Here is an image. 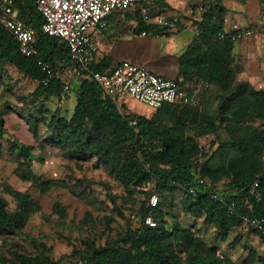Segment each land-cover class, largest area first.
<instances>
[{
    "label": "trees",
    "instance_id": "trees-1",
    "mask_svg": "<svg viewBox=\"0 0 264 264\" xmlns=\"http://www.w3.org/2000/svg\"><path fill=\"white\" fill-rule=\"evenodd\" d=\"M15 7L27 24L37 28L39 53L56 71L60 64L77 68L66 42L43 31V15L38 11L37 0H15ZM133 12L138 30H152L153 26L139 11ZM227 12L222 0H213L206 7L197 22L201 32L180 54L179 71L174 78L181 85L203 82L212 85L211 90L218 89L221 99L215 112L201 106L200 95L197 105L165 103L153 109L151 116L130 112L125 104L120 106L105 95L97 81L80 77L72 116L53 113L48 121L49 138L73 158L96 156L124 184L130 196L139 189L145 191V184H154L152 188L157 190L158 199L155 204L147 200L141 205L139 225L129 226L104 245L86 239L84 249L57 260L44 251L18 252L20 264H81V261L85 264H237L232 257L220 254L218 245L208 243L194 223L184 224L176 217L169 223L168 216L173 213L170 208L165 209L167 196L163 198L161 194L166 189L181 190L184 211L193 217L203 216L217 228L222 240L228 238L234 225H241L242 219L239 215H229L226 206L213 196L214 191H223L235 199L238 213L264 219V88H256L249 79L239 77L237 41L219 38V32L225 30ZM6 64H14L20 72L38 81L33 92L34 99L40 103L35 107L37 116L26 117L37 135L38 118L46 115L43 102L66 94V82L55 74L45 84L46 72L36 58L22 54L16 36L0 23V69ZM90 67L95 71H112L115 65H109V59L103 58L93 61ZM2 76L0 71V81ZM5 133L0 112V138ZM208 135H211L208 144H203L202 136ZM34 149V144H14L13 150L19 155L16 174L44 192L54 186H66L62 179L44 178L33 170ZM1 150L0 142V154ZM200 176L210 179L212 185L201 184ZM3 193L15 198L16 208L9 207ZM116 207L120 209L118 204ZM40 209L41 205L27 190L17 189L6 181L0 183V234L23 228L31 213ZM53 210L66 214L65 207L59 203ZM148 216H152L155 225L147 222ZM253 231L264 241L261 231ZM251 254L255 256L254 251ZM249 263L253 260L249 259ZM0 264H7L2 254Z\"/></svg>",
    "mask_w": 264,
    "mask_h": 264
},
{
    "label": "rangeland",
    "instance_id": "rangeland-1",
    "mask_svg": "<svg viewBox=\"0 0 264 264\" xmlns=\"http://www.w3.org/2000/svg\"><path fill=\"white\" fill-rule=\"evenodd\" d=\"M213 0H191V8L187 10L175 9L171 13H179L188 19L189 25L194 28L195 23L202 19L203 12ZM233 9H240L241 17L248 22L247 26L254 29L249 40L259 55L248 56L240 59V78L248 79L252 76V82L256 88H264V0H222ZM165 9L171 6L167 3ZM205 7V8H203ZM228 7V5H227ZM166 11V12H167ZM127 17V16H126ZM120 33L116 39L110 42L109 52L101 54L109 59V65H115L119 60L130 57L129 45H141L142 48H151L156 54L162 49L163 44L151 36H141L142 31L136 28L134 21L122 18ZM194 31V32H193ZM192 35L196 33L193 29ZM174 35L166 36L171 44ZM176 39V38H175ZM243 42V41H242ZM244 43V42H243ZM153 48V49H152ZM133 50V49H132ZM133 51H131V56ZM101 58L100 60H102ZM61 66V64H60ZM58 67L57 74L66 77L73 87L62 97H51L43 102L45 116L38 118L39 132L37 135L31 130L26 117L37 116L35 107L40 103L34 99L33 92L38 81L20 72L14 64H6L0 69L2 78L0 81V112L4 118L6 133L0 138V183L6 181L20 190H27L41 205L39 211L31 213L23 228H16L0 234V254L7 264H20L16 253L35 254L41 251L49 254L57 260L61 257L68 258L74 250L84 249L86 239L96 240L100 245L115 239L123 234L129 226L136 227L140 224V207L148 200L152 203L153 196H157L154 184H145V191L139 189L131 196L115 175L98 161L96 156L85 159L73 158L67 150L61 148L50 138L48 121L53 113L70 118L76 105V88L79 79L69 67ZM237 67V66H236ZM199 85L201 106L209 112H215L220 92L211 90L209 84L203 82L191 83ZM130 106L125 108L134 113L151 116L153 108L135 100H129ZM133 102V104H131ZM136 104V105H135ZM211 135L201 142L208 144ZM34 144L32 154V168L44 178H59L65 181L66 186H54L48 191H41L31 181L22 179L16 174L15 169L19 161L17 151L13 150L15 143ZM224 187V183L222 188ZM147 191H150L148 193ZM8 199L9 207L16 208L15 198L3 193ZM150 194V195H149ZM161 194L167 196L164 207L173 213L168 216L169 223L178 218L184 224L194 223L199 232L208 243L218 245L219 250L232 257L237 264H264V241L253 230H244L239 225H234L226 240L220 239L217 228L204 220V217H193L184 211L181 205V190H163ZM116 199V202H114ZM164 202V199H163ZM59 203L65 207L66 214L55 212L54 206ZM170 203H173L169 206ZM120 206V209L116 205ZM255 252V256L250 253ZM249 259L253 263H249Z\"/></svg>",
    "mask_w": 264,
    "mask_h": 264
},
{
    "label": "built area",
    "instance_id": "built-area-1",
    "mask_svg": "<svg viewBox=\"0 0 264 264\" xmlns=\"http://www.w3.org/2000/svg\"><path fill=\"white\" fill-rule=\"evenodd\" d=\"M149 0H37L38 11L43 15L42 29L49 35L64 40L69 47L73 61L77 64L80 77H89L97 81L105 95L114 103H120V97L128 94L133 99L157 109L165 103L199 104V98L186 85H181L176 79L162 76L142 64L124 59L112 71H95L90 65L98 55L99 47L93 36V30L106 24V19L112 13L125 11H139L144 20L155 23L165 30L178 27L181 15L153 12L148 6ZM0 23L9 29L18 39L19 50L22 54L35 57L37 63L46 72L43 79L45 84L57 74L53 64L40 55L38 49V30L35 26L27 24L18 14L15 0H0ZM197 33L201 28L197 27ZM250 27L240 30H223L219 38H231L238 41L253 34ZM142 35H147L148 30H143ZM71 85L66 82L64 91H69ZM199 182L211 186L212 181L203 176ZM258 183H255L254 189ZM213 196L226 206L229 215H239L242 219L240 227L244 230H257L264 234V219L238 213L236 200L216 190ZM158 197L153 196L152 203ZM147 222L155 225L152 216L147 217ZM220 254L223 253L218 250ZM85 264V261H81Z\"/></svg>",
    "mask_w": 264,
    "mask_h": 264
},
{
    "label": "crops",
    "instance_id": "crops-1",
    "mask_svg": "<svg viewBox=\"0 0 264 264\" xmlns=\"http://www.w3.org/2000/svg\"><path fill=\"white\" fill-rule=\"evenodd\" d=\"M167 3L171 6V9L168 11L165 9L166 8L165 5H167ZM190 5H191V0H149L148 1V6L151 9V11L161 12V13L170 14V15L176 14V13H171V12H174L175 9L179 8L181 10H187L191 8ZM227 5H228V12L225 17V25H224L225 30H232V31L235 30L236 31V30L250 27V26H247L248 22H246V20H244V18L241 17L242 13L240 12L241 11L240 9H233L232 7L229 6L228 2H227ZM122 18L124 19L127 18L128 20L134 21L136 25L138 23L136 15L132 10L125 11V12L116 11L108 16V18L106 19V24L104 26L93 30V36L96 39L98 43V47H99L98 55L95 57L94 62H99L100 59L103 58L101 54H105L104 52L106 53L109 52L108 46L112 44V43L110 44V42L114 41L117 35L121 31L120 27L124 21ZM189 19H190L189 17L188 19H186L184 18V16H181V22L179 23L177 28L171 29V30H165V31L164 29H162L160 25L151 22L150 24L153 26L152 30L148 31L147 35H142L141 33L140 35L141 36L149 35L153 39H157L160 43L163 44L162 49H160L159 52H157L156 54L153 50H151V48H142L141 45H137V46L129 45L127 54H129L130 57L119 60L115 64V67L122 60L129 59L133 62L144 65L148 69L162 76L176 78L178 75V71H179V56L186 49V47L190 44V42L194 39L195 35L198 34L196 29L197 27H199V25L195 23L194 28H192L189 25L188 21H186ZM193 29L196 30V33L194 35L190 33V31H193ZM171 34H175L174 40L178 42L171 44L169 39L163 40L166 36L168 35L170 36ZM253 34L249 37H252ZM247 38L240 39L236 43V66H237L236 68L239 71V73L240 71H242V68H240V62H241L240 59L245 60L248 56H251V55L258 56L259 55V52L257 51V49L251 46V43L249 42V40L245 41V39ZM131 51H133L132 53L133 56H131L130 54ZM65 67H69L70 69H72L75 75L77 76V78L80 80V74L77 71L76 66L65 65ZM261 70L263 71L264 69H261ZM60 76L62 77L63 81L69 83L66 77L62 75ZM248 79L251 82L254 81L253 80L254 78L252 76H250ZM180 80L182 79L180 78ZM185 84L194 93H196L197 96L201 95V97L205 98L204 94H200L201 88L199 87V85H192L191 83H185ZM72 88L73 87L71 86V89ZM130 99L135 100L132 97H130L128 94L121 95L120 97L121 104L119 105L121 106L122 104H125L126 106L127 105L130 106V102H129ZM131 104H133V102ZM206 137L207 136H202L201 141L205 139Z\"/></svg>",
    "mask_w": 264,
    "mask_h": 264
}]
</instances>
